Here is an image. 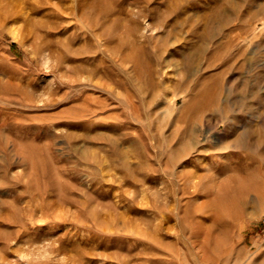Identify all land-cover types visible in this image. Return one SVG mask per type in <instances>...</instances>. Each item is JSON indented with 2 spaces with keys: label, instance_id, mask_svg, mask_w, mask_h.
<instances>
[{
  "label": "rangeland",
  "instance_id": "1",
  "mask_svg": "<svg viewBox=\"0 0 264 264\" xmlns=\"http://www.w3.org/2000/svg\"><path fill=\"white\" fill-rule=\"evenodd\" d=\"M88 1L0 0V264H264V0Z\"/></svg>",
  "mask_w": 264,
  "mask_h": 264
},
{
  "label": "bare ground",
  "instance_id": "2",
  "mask_svg": "<svg viewBox=\"0 0 264 264\" xmlns=\"http://www.w3.org/2000/svg\"><path fill=\"white\" fill-rule=\"evenodd\" d=\"M105 0H90L86 3V6L90 9H100L102 12L105 9ZM85 16V15H84ZM263 105V104H262ZM236 111V110H235Z\"/></svg>",
  "mask_w": 264,
  "mask_h": 264
}]
</instances>
